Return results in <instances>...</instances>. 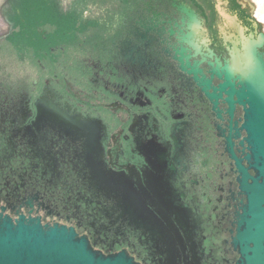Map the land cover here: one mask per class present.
<instances>
[{
	"label": "flooded vegetation",
	"instance_id": "1",
	"mask_svg": "<svg viewBox=\"0 0 264 264\" xmlns=\"http://www.w3.org/2000/svg\"><path fill=\"white\" fill-rule=\"evenodd\" d=\"M87 7L66 27L19 8L0 27V222L137 264H238L237 160L255 171L222 85L264 19L249 0Z\"/></svg>",
	"mask_w": 264,
	"mask_h": 264
},
{
	"label": "water",
	"instance_id": "2",
	"mask_svg": "<svg viewBox=\"0 0 264 264\" xmlns=\"http://www.w3.org/2000/svg\"><path fill=\"white\" fill-rule=\"evenodd\" d=\"M264 42V33L244 46V53L234 59L233 68L225 66V88L228 100L235 95L243 106L241 128L246 131L243 141L248 145L246 159L248 173L241 160L240 188L247 196L239 221L236 242L240 247L238 264H264V57L258 47ZM237 74V75H236ZM232 78L238 88H233ZM250 180V181H249ZM0 264H137L125 253L104 255L98 253L84 237L64 227L43 228L40 223L16 224L9 219L0 222Z\"/></svg>",
	"mask_w": 264,
	"mask_h": 264
},
{
	"label": "rangeland",
	"instance_id": "3",
	"mask_svg": "<svg viewBox=\"0 0 264 264\" xmlns=\"http://www.w3.org/2000/svg\"><path fill=\"white\" fill-rule=\"evenodd\" d=\"M249 1L255 6V15L263 20L264 0ZM90 2L92 0H0V27L6 28L7 18L20 17L17 8L20 9L23 17L45 18L49 24L59 23L60 27H66L67 23L63 21L68 18H77L78 11L84 16ZM65 29L67 28L61 30L64 34L67 31Z\"/></svg>",
	"mask_w": 264,
	"mask_h": 264
},
{
	"label": "bare ground",
	"instance_id": "4",
	"mask_svg": "<svg viewBox=\"0 0 264 264\" xmlns=\"http://www.w3.org/2000/svg\"><path fill=\"white\" fill-rule=\"evenodd\" d=\"M261 2V1H260Z\"/></svg>",
	"mask_w": 264,
	"mask_h": 264
}]
</instances>
